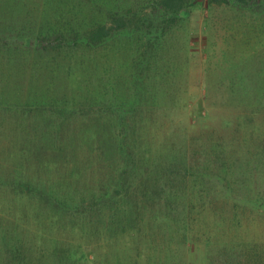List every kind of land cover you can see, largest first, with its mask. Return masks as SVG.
Listing matches in <instances>:
<instances>
[{"label":"trees","instance_id":"1","mask_svg":"<svg viewBox=\"0 0 264 264\" xmlns=\"http://www.w3.org/2000/svg\"><path fill=\"white\" fill-rule=\"evenodd\" d=\"M199 3L0 0V264H264V39L207 49L228 110L191 133ZM201 3L262 37L264 0Z\"/></svg>","mask_w":264,"mask_h":264},{"label":"rangeland","instance_id":"2","mask_svg":"<svg viewBox=\"0 0 264 264\" xmlns=\"http://www.w3.org/2000/svg\"><path fill=\"white\" fill-rule=\"evenodd\" d=\"M199 1L200 3L193 8L186 25L177 32L178 43L181 47L179 50L180 60L184 64V68L187 67L186 79H184L185 95H190L191 103L189 107H186L185 100H183L179 106L175 107L177 110L176 121L185 122L189 118V123L192 124L187 126L188 130L196 134L207 131L215 125H221L220 123H222L228 110L222 104L214 102L216 98L220 97L215 83L218 72L221 71L220 69L213 71L209 67L208 60H205L207 49L213 45L215 49L221 47L217 55H222V51L226 46L225 38L231 35L232 44L227 45V50L231 52V56H236L238 55L237 52H241L239 50L245 51L246 46L250 45V48L264 39V27L261 32L262 37L254 39L253 35L256 29L255 31L249 30L248 27L243 25L245 24L243 18L251 15L245 13L241 15L230 9L219 7L208 8L201 3L203 0ZM247 34L250 37H246ZM190 39L192 40L193 50L190 53L189 60V55H187L184 46H186V41ZM248 39L250 41L246 44ZM185 80L187 86H185ZM207 88L212 93V97L207 98L208 100L206 99ZM186 89L189 90V94L186 93ZM2 144L3 142L0 143V145ZM194 202L197 211H199L198 201L194 200Z\"/></svg>","mask_w":264,"mask_h":264}]
</instances>
